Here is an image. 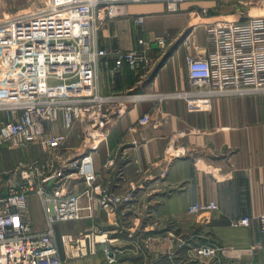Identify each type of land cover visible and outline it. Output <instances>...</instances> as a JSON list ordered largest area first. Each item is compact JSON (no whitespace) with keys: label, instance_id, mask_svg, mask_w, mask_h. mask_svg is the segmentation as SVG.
I'll return each mask as SVG.
<instances>
[{"label":"crops","instance_id":"0c3cea01","mask_svg":"<svg viewBox=\"0 0 264 264\" xmlns=\"http://www.w3.org/2000/svg\"><path fill=\"white\" fill-rule=\"evenodd\" d=\"M215 1L183 2L177 12L161 1L131 4L128 15L115 19L102 13L98 48L131 51L142 48L139 41L144 40L150 51L139 70L125 65L114 73V59L102 58L101 93L189 89L186 58L211 51L208 25L246 15L222 14ZM139 16L145 17L143 25L136 23ZM162 36L168 37L166 49L157 43ZM122 106L125 113L107 125V139L93 152L99 182L115 195L132 193V201L116 213L93 204L91 211L83 210L84 219L57 223L64 264H109L104 252L109 245L119 250L115 264H264L259 225L231 227L234 219L264 215V95L216 97L208 111H191L183 100L130 99ZM144 115L150 117L147 124L140 122ZM54 133L65 131L59 126ZM87 148L79 123L59 155L76 157ZM0 179L4 192L18 180ZM64 183V192L85 189L82 181ZM211 201L218 204L217 211L191 212L195 203ZM88 204L82 199L83 207ZM24 218L35 229H46L37 194L30 195ZM207 245L217 247L215 257L198 254Z\"/></svg>","mask_w":264,"mask_h":264},{"label":"built area","instance_id":"2783aa9c","mask_svg":"<svg viewBox=\"0 0 264 264\" xmlns=\"http://www.w3.org/2000/svg\"><path fill=\"white\" fill-rule=\"evenodd\" d=\"M157 1L165 2L170 12H177L183 2L206 0H51L36 14L23 11L0 21V147L38 146L44 153L40 159L0 175L18 179L5 192L0 188V264H64L57 223L82 219L83 210L91 211L93 204L116 213L118 207L132 201V193L115 195L99 182L93 152L106 135L107 125L125 113L123 101L183 100L191 111H208L216 97L264 94V15L247 14L208 25L211 51L202 57L186 58L189 89L103 95L99 83L102 58L114 59V73L125 65L139 70L150 50L144 40L139 41L142 48L131 51L98 48L102 13L106 19H115L128 15L131 4ZM135 20L139 25L145 23L143 16ZM157 43L166 49L168 37H159ZM149 121V115H144L140 122ZM79 123L89 150L76 157H60L68 134ZM59 126L65 133H54ZM66 180L82 181L85 189L64 192L61 186ZM31 194L41 199L45 230L35 229L24 218ZM82 199L89 203L86 208ZM218 209L215 201L197 202L191 212ZM255 224L264 234V215L231 221L234 229ZM218 251L213 245L197 250L203 257H215ZM104 252L109 264L118 262L117 248L109 245Z\"/></svg>","mask_w":264,"mask_h":264},{"label":"rangeland","instance_id":"374dc122","mask_svg":"<svg viewBox=\"0 0 264 264\" xmlns=\"http://www.w3.org/2000/svg\"><path fill=\"white\" fill-rule=\"evenodd\" d=\"M50 1L51 0H0V21L9 14L19 13L23 11L34 12L32 14H36L40 11H43L44 8H47L48 5L50 4ZM216 1H218L219 3L217 8H219L222 14L230 15V14H235V13L238 14L240 12H244L246 15L247 14H251L255 16L264 15V2H260L256 0H240V1L216 0ZM230 18L232 17L231 16L222 17V19L219 20L224 21ZM196 21L200 22L201 19L198 18L196 19ZM232 96H239V95H232ZM43 155L44 153L42 148L38 146L31 147L29 149H20L17 148L16 146H12L11 144H4L3 146L0 147V175L2 172H5L6 170L15 169L20 167L22 164H26L34 160L40 159ZM3 187L4 186H1L0 188L2 189ZM2 191L3 189L1 190V192ZM84 218L85 216H83L82 219ZM80 220H76L74 222Z\"/></svg>","mask_w":264,"mask_h":264},{"label":"bare ground","instance_id":"6f19581e","mask_svg":"<svg viewBox=\"0 0 264 264\" xmlns=\"http://www.w3.org/2000/svg\"><path fill=\"white\" fill-rule=\"evenodd\" d=\"M102 137V136H101ZM107 139V135H103V139L102 140H100L98 143H100V142H102V141H104V140H106ZM98 145V144H97Z\"/></svg>","mask_w":264,"mask_h":264}]
</instances>
